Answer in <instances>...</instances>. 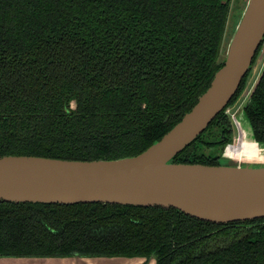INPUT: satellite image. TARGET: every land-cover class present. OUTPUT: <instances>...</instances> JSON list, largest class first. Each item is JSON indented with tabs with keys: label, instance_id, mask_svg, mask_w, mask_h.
Wrapping results in <instances>:
<instances>
[{
	"label": "trees",
	"instance_id": "1",
	"mask_svg": "<svg viewBox=\"0 0 264 264\" xmlns=\"http://www.w3.org/2000/svg\"><path fill=\"white\" fill-rule=\"evenodd\" d=\"M231 1L0 0V155L140 153L221 66ZM244 81L175 161L217 164L221 155L205 149L235 139L226 109ZM259 99L258 88L244 111L264 141ZM70 255L264 264V217L214 223L173 207L0 201V257Z\"/></svg>",
	"mask_w": 264,
	"mask_h": 264
},
{
	"label": "water",
	"instance_id": "2",
	"mask_svg": "<svg viewBox=\"0 0 264 264\" xmlns=\"http://www.w3.org/2000/svg\"><path fill=\"white\" fill-rule=\"evenodd\" d=\"M263 40L264 0H246L209 86L159 139L136 155L115 159L0 155V201L173 207L214 223L264 217V141L255 138L244 109L235 122L241 140L253 144L254 150L244 146L239 153L227 154V146L217 164L174 160L229 104ZM244 120L247 130L239 126L238 121ZM26 258H58L60 264H143L148 260L82 255Z\"/></svg>",
	"mask_w": 264,
	"mask_h": 264
},
{
	"label": "rangeland",
	"instance_id": "3",
	"mask_svg": "<svg viewBox=\"0 0 264 264\" xmlns=\"http://www.w3.org/2000/svg\"><path fill=\"white\" fill-rule=\"evenodd\" d=\"M246 0H232L231 1V10H230V17H229V22L227 24V30H226V35H229V32L231 31V26L234 25V23L237 20L238 17V13L239 11L244 7ZM251 83H250V77L247 81V85L246 88L244 89V91L242 92V94L238 97V99L232 104L230 105L227 109L226 112L230 115L231 120L234 121L236 120V117L240 114V112L242 111V105L244 103V100L246 98V94L248 93V90L250 89ZM248 95V94H247ZM239 122V126L240 128H245L246 130L249 128L248 127V123L246 120L244 121H238ZM236 124V123H235ZM239 129V128H237ZM235 131V139L232 142L226 143L224 145V147L221 150L218 149H214L212 150L210 147H206L205 149V154L206 153H212L214 156H217L218 154L221 155L224 152V149L230 145H236L238 144V148H237V152L239 153L243 147H248L249 150H254V145L250 144V143H245L244 141L241 140V131L237 130ZM228 147L226 148V151L228 149ZM154 258V257H153ZM148 258L147 261H145L143 264H156L155 263V258ZM113 260H119L120 259H113ZM96 264H114V263H96Z\"/></svg>",
	"mask_w": 264,
	"mask_h": 264
},
{
	"label": "flooded vegetation",
	"instance_id": "4",
	"mask_svg": "<svg viewBox=\"0 0 264 264\" xmlns=\"http://www.w3.org/2000/svg\"><path fill=\"white\" fill-rule=\"evenodd\" d=\"M249 77H250L251 86L250 89L248 90L247 93L248 95L246 94V98L242 105V109L246 110L248 104L251 102V97L253 96V93L259 88L260 99L257 100V107L261 115L264 116V83H262L264 80V40L261 42L255 54L251 68L244 77L245 81L241 89L240 95L246 88ZM239 130L240 129H238V131Z\"/></svg>",
	"mask_w": 264,
	"mask_h": 264
},
{
	"label": "crops",
	"instance_id": "5",
	"mask_svg": "<svg viewBox=\"0 0 264 264\" xmlns=\"http://www.w3.org/2000/svg\"><path fill=\"white\" fill-rule=\"evenodd\" d=\"M66 263L67 260H62ZM58 258H26V257H0V264H60ZM144 263V262H143ZM142 264V263H131Z\"/></svg>",
	"mask_w": 264,
	"mask_h": 264
},
{
	"label": "bare ground",
	"instance_id": "6",
	"mask_svg": "<svg viewBox=\"0 0 264 264\" xmlns=\"http://www.w3.org/2000/svg\"><path fill=\"white\" fill-rule=\"evenodd\" d=\"M238 144L236 145H230L227 149V154H234L237 152Z\"/></svg>",
	"mask_w": 264,
	"mask_h": 264
},
{
	"label": "built area",
	"instance_id": "7",
	"mask_svg": "<svg viewBox=\"0 0 264 264\" xmlns=\"http://www.w3.org/2000/svg\"><path fill=\"white\" fill-rule=\"evenodd\" d=\"M236 123V122H235ZM237 125V124H236ZM238 127V126H237Z\"/></svg>",
	"mask_w": 264,
	"mask_h": 264
}]
</instances>
